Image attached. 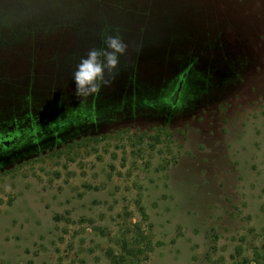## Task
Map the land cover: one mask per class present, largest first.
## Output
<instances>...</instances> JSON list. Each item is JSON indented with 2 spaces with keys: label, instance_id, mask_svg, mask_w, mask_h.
I'll list each match as a JSON object with an SVG mask.
<instances>
[{
  "label": "rangeland",
  "instance_id": "374dc122",
  "mask_svg": "<svg viewBox=\"0 0 264 264\" xmlns=\"http://www.w3.org/2000/svg\"><path fill=\"white\" fill-rule=\"evenodd\" d=\"M0 264H264V0H0Z\"/></svg>",
  "mask_w": 264,
  "mask_h": 264
},
{
  "label": "clouds",
  "instance_id": "9594fccd",
  "mask_svg": "<svg viewBox=\"0 0 264 264\" xmlns=\"http://www.w3.org/2000/svg\"><path fill=\"white\" fill-rule=\"evenodd\" d=\"M111 26H106L100 33L103 47L91 48L80 58L73 72L75 95L82 99L99 94L102 88L111 86L120 64V57L125 55L128 44L124 42L119 29L115 35L109 34Z\"/></svg>",
  "mask_w": 264,
  "mask_h": 264
}]
</instances>
